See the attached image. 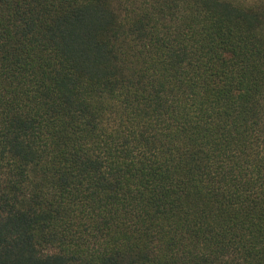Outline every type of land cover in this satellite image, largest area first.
<instances>
[{
  "label": "trees",
  "instance_id": "16d2710c",
  "mask_svg": "<svg viewBox=\"0 0 264 264\" xmlns=\"http://www.w3.org/2000/svg\"><path fill=\"white\" fill-rule=\"evenodd\" d=\"M0 264H264V0H0Z\"/></svg>",
  "mask_w": 264,
  "mask_h": 264
}]
</instances>
